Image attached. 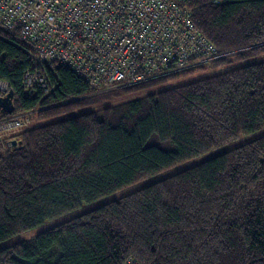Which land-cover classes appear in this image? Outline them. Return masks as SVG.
<instances>
[{
    "label": "trees",
    "instance_id": "1",
    "mask_svg": "<svg viewBox=\"0 0 264 264\" xmlns=\"http://www.w3.org/2000/svg\"><path fill=\"white\" fill-rule=\"evenodd\" d=\"M173 1L219 57L110 91L57 67L26 97L33 63L0 38L14 114L39 123L0 143V243L217 151L0 249V264H264V0Z\"/></svg>",
    "mask_w": 264,
    "mask_h": 264
},
{
    "label": "built area",
    "instance_id": "2",
    "mask_svg": "<svg viewBox=\"0 0 264 264\" xmlns=\"http://www.w3.org/2000/svg\"><path fill=\"white\" fill-rule=\"evenodd\" d=\"M0 38L14 40L33 63L24 74L26 97L36 88L48 92V71L57 67L101 92L219 57L189 12L173 0H0ZM8 92L0 80V98ZM30 114L0 117L5 148L31 128Z\"/></svg>",
    "mask_w": 264,
    "mask_h": 264
},
{
    "label": "rangeland",
    "instance_id": "3",
    "mask_svg": "<svg viewBox=\"0 0 264 264\" xmlns=\"http://www.w3.org/2000/svg\"><path fill=\"white\" fill-rule=\"evenodd\" d=\"M197 78V77H196ZM191 79H186L184 81H190ZM31 117H29V121L31 122V128L38 125L39 123H37L35 120V116H33L32 114H30ZM30 118H33V119H30ZM223 149L219 150L218 152L222 151ZM217 153V151H214V152H211L209 154H206L204 156H201L199 158H195V159H192L190 161H187L185 163H182V164H179L177 166H175L174 168L164 172V173H161L153 178H149V179H146L142 182H139L133 186H130L129 188H126L125 190H122V191H119V192H116V193H113L109 196H106V197H103L101 199H99L98 201L96 202H93L91 204H84L79 210L73 212V213H70V214H67V215H64V216H61L59 218H56V219H53V220H48L46 221L44 224L34 228L33 230H30L26 233H22L16 237H13L11 239H8L4 242H1L0 243V249H3V248H6V247H9V246H12L18 242H21V241H24V240H29L35 236H37L39 233L43 232V231H46L50 228H53L69 219H72L82 213H85L87 211H91V210H94L104 204H107L111 201H114V200H117L119 199L121 196L123 195H127V194H130L136 190H139L143 187H146L150 184H152L153 182H156V181H159L161 179H164L166 177H169L175 173H178L180 171H183L185 169H188L190 167H193L195 165H198L200 163H202L203 161L207 160L208 158L210 157H213L215 154Z\"/></svg>",
    "mask_w": 264,
    "mask_h": 264
},
{
    "label": "water",
    "instance_id": "4",
    "mask_svg": "<svg viewBox=\"0 0 264 264\" xmlns=\"http://www.w3.org/2000/svg\"><path fill=\"white\" fill-rule=\"evenodd\" d=\"M13 92L9 91L7 95H5L4 97L0 98V111L1 113L5 114V115H11L14 113V104H13ZM19 142L17 141H13L12 145L16 146L18 145Z\"/></svg>",
    "mask_w": 264,
    "mask_h": 264
},
{
    "label": "bare ground",
    "instance_id": "5",
    "mask_svg": "<svg viewBox=\"0 0 264 264\" xmlns=\"http://www.w3.org/2000/svg\"><path fill=\"white\" fill-rule=\"evenodd\" d=\"M215 60V59H214ZM211 61H213V60H211ZM211 61H209V62H211ZM209 62H207V63H209ZM73 73V72H72ZM45 93V92H44Z\"/></svg>",
    "mask_w": 264,
    "mask_h": 264
}]
</instances>
